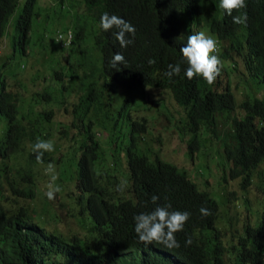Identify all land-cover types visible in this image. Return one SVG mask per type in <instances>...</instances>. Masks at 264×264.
<instances>
[{
  "label": "trees",
  "instance_id": "trees-1",
  "mask_svg": "<svg viewBox=\"0 0 264 264\" xmlns=\"http://www.w3.org/2000/svg\"><path fill=\"white\" fill-rule=\"evenodd\" d=\"M38 1L24 2V10L15 22L13 31L11 30V34L8 35L9 20L20 6L21 0H0V41L4 42L5 37H8L11 46L10 52L5 54L0 64V115L5 116L7 121L5 135L7 139L0 141V161L6 160L0 166V264H62L60 256L61 259L71 263L96 264L103 255L111 259L110 254L115 256L117 252L122 253L128 250L135 252L143 248L150 253L156 246H151L155 244L146 245L150 247L142 246L145 244L139 241L135 232L134 217L142 212H150L157 206L152 203L153 194L160 197L158 204L170 202L173 210H186L191 213L184 231L176 234L180 247L168 250L176 254L178 262L173 263L156 258L153 264H264V167L259 173L258 183L262 212L254 223L246 224L243 234L238 236L236 243L227 246L216 227L222 206L216 198L212 197L213 195L211 196L213 192L203 190L186 171H180L176 165L160 156L150 159L144 153L133 152L131 150L133 143H131L127 151L129 174L121 178L113 175L112 169L109 168L105 173L108 175V180L100 184L107 178L103 172L97 171L99 157L97 148L88 143V140H95L92 132L94 124L90 122L80 125L86 114L85 109H88L90 104H80L74 109H79V112L72 114L71 128L75 129L77 134L84 136L86 144L80 146L82 150L80 156L75 153L73 158H68L69 160L77 159L79 164L80 173L76 177V182H72L77 188L78 197L72 198L71 208L85 215L79 222L83 223L85 234L80 236L76 232L75 238L68 241L62 235L47 231L46 228L34 222L29 212L31 205L27 204L29 199H33L35 191L31 171L34 172V167L39 164L57 159L53 156L54 152H46L42 162H37L33 145L38 138L45 140L50 136V132L41 130V122L45 125L51 122L49 127L53 125L56 127L57 124L52 122L53 119H58L63 116V113L65 114V109L67 110L65 91L69 90V86L65 84L59 91H44L38 94L41 99L36 102L41 100L39 103H32L25 112H22V96L9 88L7 77L11 80L10 76L14 73L11 68L14 67L12 69L17 71L13 62L16 52L24 54L25 48L30 44L31 49L34 50L32 46L37 28L33 26V16L36 13L35 6ZM94 1L96 0H84V3L93 6ZM110 1L117 7L121 17L131 22L142 36L146 30L144 21L146 0ZM52 9L56 13L55 7ZM159 9L164 14V20L161 22L163 27L168 24L173 12L182 20H192L195 23L205 20L208 25L215 28V22L220 16L219 12H222L215 6H204L184 0H178L177 3L173 0H161ZM244 11L248 16L246 25L234 24L232 19L228 18L221 27L223 33L231 35L236 50L234 54L241 57L248 72L247 78L244 74H238L233 78L238 87L240 83H248L253 81L252 79H258L264 83V18L260 8L253 7L252 3ZM62 15L60 11L59 17ZM47 19H51L49 14ZM82 34L81 32L76 35L70 47L63 46L62 50H59L58 55L63 58L62 68L66 69L69 66L72 68V63L68 64L69 55L86 54L80 46H76L80 43ZM32 35H34L33 38ZM40 41L43 43L44 38L40 37ZM180 41L181 38L176 37L174 42ZM52 45V49L58 51L59 46L54 43V39ZM164 45L155 36L151 42L140 43L138 46L136 42L130 44L123 50L125 64L115 69L118 81L116 83L124 88L139 89L147 85L170 88L174 97L173 102L169 103L171 106L169 111L174 115L179 114L185 121V124H179L180 132L184 134L183 138L185 139V136L190 133H194V137H197L195 134L203 127L211 130L212 137L209 141H212V146L214 147V143H219V147L223 148V150L216 148L215 153L222 154L224 151L221 160L225 164L231 163L229 170H225L227 174H224V179L225 175L232 179L240 178L241 187L246 190L254 181L255 174L261 165H264V97L255 94L238 104L229 85L226 86L219 78L208 91L209 94L191 99L188 96L189 81L184 75L187 63L183 56L175 63H170H180L182 71L179 76L169 78L165 74L168 71L169 58L163 48ZM177 54L180 55L179 52ZM222 57L224 61L228 60L225 54ZM150 59H153L155 63H149ZM82 61L81 66H85V60ZM165 63L167 65L162 66ZM106 68H109L108 64ZM93 72L94 65H90L85 75L93 74ZM62 73L63 76L66 75L54 69L53 77L61 76ZM135 73H139V77L143 76L138 81L140 84L131 83ZM72 77L74 76H71L69 81L75 84ZM69 81L65 80V83ZM127 83L131 84L127 85ZM79 87L83 91L86 90L84 83H80ZM92 87L93 85L89 83L88 93L86 91L83 94L82 100L89 99ZM115 88L116 84L113 85V89ZM124 88L123 91L128 93L123 96L126 100L131 93ZM16 91L19 90L16 89ZM62 102L64 104L57 107ZM175 102L180 105L176 109L172 104ZM144 110L147 109L144 108ZM128 117L131 119L130 115ZM221 117H232L233 122L227 129L217 131V121ZM58 127L60 129L63 127L62 132H64L65 126L62 123ZM132 127L131 134L134 136L136 132H146L147 129V125L143 124L137 126L132 123ZM185 141L189 148L194 147L189 139ZM21 155L24 161H21ZM66 159L58 158L60 163H57V169ZM121 180L127 181V186L124 191L116 193L115 189ZM202 206L209 208L212 215L202 216L199 211ZM188 237L192 238L191 245L185 244Z\"/></svg>",
  "mask_w": 264,
  "mask_h": 264
},
{
  "label": "clouds",
  "instance_id": "clouds-1",
  "mask_svg": "<svg viewBox=\"0 0 264 264\" xmlns=\"http://www.w3.org/2000/svg\"><path fill=\"white\" fill-rule=\"evenodd\" d=\"M25 1L26 0H24V2ZM55 1H57V3L59 4L58 9H62L63 11L65 10L66 12L65 15H63V18L66 21H69V19L73 17L72 23L74 25L73 27L69 26L66 29H59L56 32L54 41L59 46V48L58 51H54L51 49V51L54 53V56L59 57V50H62L61 48L63 46L70 47L76 35L81 32L83 33L82 38L79 39L80 43H78L76 46H80L86 52V54L79 55L73 53L72 55H69L68 64L72 63V68L69 66L68 68L64 69L62 68L61 63L60 68L56 70L64 72L66 73V75L63 76L62 73L61 76L55 75L54 77L59 85L58 90L55 91L63 89L65 80H68L69 76L79 77V85L80 83L85 84V91H83L78 86L79 98L78 101L74 103L72 110V113L75 114L76 112H79V109H74L79 107L80 104H90L89 108L85 109L86 114L85 116H83V122L80 125H85L92 122L88 119L89 113L91 111L95 110L99 111L100 114H104L106 113V110L112 109L114 100L111 91L119 90L118 88L113 89V85L116 84V87L119 86L121 90H123L124 88V86L122 87L118 85V83H116L118 81L115 71V69H118L119 65L125 64V56L123 55V50L134 42H136L137 46L140 43L143 44L145 42H151L153 36H155L157 39H159V41L165 44L163 48L167 52L169 58L168 71L165 74L169 78L180 75L182 71L181 64L170 63H175L179 58H181V56H183L184 61L187 63V67L186 69H184V75L189 81L188 96L191 97V99L198 98L203 94H209L208 91L213 87V85L217 82L219 78L224 84H226V86L229 85L231 90L235 89L238 86L233 80V78L238 74H244V76H246L247 78L248 72L246 71V66L242 61L241 57H237L236 54H234V51L236 52V50L233 46V42L230 37L231 35L223 33L221 27L224 25L225 22H227L228 18H231L234 24L246 25L248 16L244 9H246L250 3H252L253 7L258 6L260 8L261 14L264 18V0H184L188 2H196L204 6H215L216 8H219L222 12H219L220 16L215 22V28H212L210 25H208L205 20H202L199 23H195L192 20H182L173 12L171 14V19L168 21L166 27H163L161 22H163L164 20V14L159 9V4L161 0H146V6L144 11V21L146 30L141 36L139 31L136 30V27L131 22L121 17V15L118 13L117 7L110 0H96L94 1L93 6L86 5L84 3V0H76L81 4L71 2L75 0ZM173 1H176V3L178 2V0ZM23 10L24 9L22 6L21 10L18 12L15 18L14 24L16 21H18ZM176 37L181 38V41L179 43L174 42ZM178 52L180 54L179 56L177 54ZM17 54L25 57V55L27 54V47L25 48L24 54L16 52V55ZM224 54L228 57V60L226 59V61H224L222 57L224 56ZM62 60L63 58L61 59V61ZM82 60H85V66H81V64L83 63ZM149 63H155V61L153 59H150ZM106 64L109 65V68H106ZM90 65H94V72L93 74L85 75V73L87 72V67ZM165 65L167 64L165 63L162 66ZM17 67L19 70H23V67L21 65ZM78 74H81L83 76H79ZM13 75L18 76L14 73ZM138 77L139 73H135L133 76V81L131 83L137 82V84H140L138 83V81L141 80L143 76L139 78ZM89 83L93 85V87L91 88V96L87 100H82V96L87 91V86ZM131 83H127V85ZM60 85L62 87H60ZM247 86H250V84L248 83ZM147 87L152 86L147 85L146 87L139 89L124 88L127 92L131 94H129V98L124 101L121 109L118 110V114L111 115L109 132H107L108 128H106L105 131L100 133L94 131V129L92 128L95 140H88V143L95 145V147L97 148V152L99 155L97 160L98 164L96 166L97 171L103 172L105 174L110 168V170L112 169L113 175L118 174V176L121 178H124L126 174H129V153L127 151L130 147V144L133 143L131 142V140L133 141L132 137L134 135L131 134V131L133 128L132 123L134 122V119H130L128 140L126 142H121V149L118 153H107V146L101 141L100 137L104 136L107 140H114V138L116 137L115 134L118 130L119 118L122 117V115L124 114L127 104L131 102L130 98L132 95V90H136V94L138 95V97H141V93L146 90ZM167 89L172 92L170 88ZM47 90L50 89H46L45 91ZM232 92L234 93L233 90ZM259 92L260 93L256 92L255 94H261L263 90L260 89ZM150 95L154 99L158 98V92L156 90H151ZM252 95H254L253 92L249 91L248 96ZM172 100L173 99L170 98L171 102H173ZM134 101L135 96L132 99V102ZM172 104L174 105L175 109L179 105L177 102ZM80 115L81 114L79 113V116ZM81 138V145H85L86 140L84 139V136L82 135ZM6 139L7 138L5 136L2 141H5ZM122 149L124 153L126 152L127 155V157L124 156L126 161L125 169L122 168ZM54 150V143L51 140L47 139L41 140L38 138L36 143L33 145V152L36 153L37 162H42L43 156L46 152L53 153ZM81 153L82 150L79 147V153L77 156H80ZM147 156L150 159L159 157L158 154L154 153L152 154V156ZM68 158L69 157H67L66 160L62 161V172L67 173V170L64 169L66 165L71 167L70 171L75 168V179L72 182H76V177L80 173L78 169L79 164H77V159L69 160ZM58 162L60 163V161ZM45 171L46 173L51 174L53 172L52 166L49 165ZM31 174V177L34 178L33 171H31ZM105 177L107 179H104V182L101 181L100 184H103L108 180L107 174H105ZM51 179L54 182L57 177L55 175H52ZM32 181L34 184L35 181ZM126 186L127 181L121 180V182L117 185V189H115L116 193L118 191H124ZM61 190L62 189L59 185L49 183L48 190L46 191L45 195L49 200H54L56 198V194L61 192ZM71 191L72 194H70L69 196L71 197L72 202V198L78 197L77 188L73 184ZM159 199V196L153 194L151 200L152 203L156 204L157 206L150 212H142L134 217L135 232L138 236L139 241L145 244L142 246L150 247L146 245L155 244L151 246L156 247H154L150 251V253H147L143 248H141L140 251L135 252H132L130 250L123 251L122 253L117 252L115 256L113 254H110L111 259L113 261L103 255L100 258V261H97L96 264H98V262L99 264H153L156 258H160L163 261L173 263L178 262V260H176V254L168 250L180 247V243L176 239V234L178 232L184 231L186 223L191 218V213L186 210H173L172 204L170 202L165 203L163 205L158 204L157 202L159 201ZM199 211L201 215L205 217L212 215L211 210L204 206H202ZM76 212L78 217L82 216V219L85 217V215L79 214V211ZM35 223L45 229L44 226L40 225L37 222ZM46 230L52 231L48 230L47 228ZM53 232L62 235L63 238L68 241L75 238L76 235L75 233H71L67 235L69 236L67 237L62 233L56 231ZM84 234L80 236H83ZM192 242V238L188 237V239L185 241V244L191 245ZM157 244H162L164 246ZM59 258L62 264H79L65 261L64 259H61V256Z\"/></svg>",
  "mask_w": 264,
  "mask_h": 264
},
{
  "label": "rangeland",
  "instance_id": "rangeland-1",
  "mask_svg": "<svg viewBox=\"0 0 264 264\" xmlns=\"http://www.w3.org/2000/svg\"><path fill=\"white\" fill-rule=\"evenodd\" d=\"M71 2L81 4L76 0ZM23 3L24 0L21 1L17 12L11 17L7 27L8 35L13 31L15 18L21 10ZM58 5L59 4L55 0L38 1L35 6L36 13L33 16V26L37 28L32 46L35 51L31 49L30 44L27 45V54L25 57L17 54L13 61L14 65L15 67L21 65L23 70H19L17 67V71H14L12 69L14 67L11 68V70L18 75L10 76L11 80H16L14 82L7 77L9 88L17 92L19 96H22V112H25L32 103H39L41 100L36 102L41 99V96L38 94H42L46 89L53 90L54 92L58 90L59 85L57 80L53 77V70L60 68L62 57L54 56V53L51 51L53 46L52 40L55 39L56 32L59 29H66L74 25L72 23L73 17L69 19L71 22L66 21L63 18L66 12L65 10L58 9ZM53 7L56 9V13L53 12ZM60 11L63 13L62 17H59ZM48 14L51 16L50 20L47 19ZM33 36L34 35H32V38ZM40 37L44 38L43 43L40 41ZM54 43L56 44L55 41ZM10 48L8 37H5L4 42L0 41V64L5 54L10 52ZM69 78L67 81H69ZM72 78L75 84L70 81L65 83L69 86V90L65 91V97L67 99L65 108H67V110L65 109V114L63 113L62 117L53 119L52 121L54 124H57V126L55 127V125H53V127H49L51 122L45 125L40 120L41 130L46 133L50 132V137L47 140H51L54 143V157L56 159L59 157L67 158L73 156L75 153H79V147L82 143L81 135L77 134L75 129L71 128L70 125L73 120V106L79 98V77ZM252 80L253 81H247L250 86H247L248 83L242 82L240 83V87L232 89L238 104L249 97V91H252L255 95L256 92L260 93L259 90L262 89L263 92L258 95L264 97V84L258 79ZM117 88L119 89L118 91H111L114 100L111 110H106L104 114H100L95 110L89 113L88 119L94 124V131L98 133L105 131L106 128H108L107 132L110 131V117L111 115L118 114V110L121 109L125 100L123 96L124 94H128L121 90L119 86H117L116 89ZM16 89L19 91H16ZM151 90H156L158 92L157 99H154L150 95ZM134 96L135 101L132 102ZM170 98L173 99V95L167 88L147 87L146 90L141 93V97H138L136 90L133 89L130 98L131 102L127 104L124 114L119 118L118 130L115 134L116 137L114 140H107L104 136L100 137V139L107 146V153H118L121 149V142H126L128 140L130 122L128 115L131 116V119H134L133 124H137V126L142 124L144 126L147 125L146 132L135 133L131 150L149 156H152L153 153L158 154L166 161L176 165L180 171H186L203 190L212 191L213 193L211 192V196L213 195L212 197L216 198L222 206V211L220 212L216 227L218 231L221 232L225 244L227 246H232L233 243H236L239 239L238 236L243 234L246 224H248V222L254 223L260 212H262V199L258 190V183L260 179L259 173L262 171L264 165H261L258 172L255 174L254 181L246 190L242 189L240 178L232 179L230 176L225 175L224 179V174H227L226 171L229 170L231 163L225 161V164L224 161L221 160L224 151L222 154L218 152L215 153L216 148L221 150H223V148L219 147V143H214V147L212 146V141H209V138L212 137V132L204 127L197 131L195 134L197 137H194V133H190L187 134L184 139V134L180 132L179 124H185V121L181 119L179 114L174 115V113L171 114L169 112V110H171V106L169 105ZM63 104L64 102L57 107ZM227 118L221 117L219 121H217V131H223L230 127L233 118ZM60 123L65 126L64 132H62L63 127L62 129L58 127ZM6 132V117L0 115V141L5 138ZM186 139H189L193 144V148H189L187 141H185ZM124 156L127 157L126 152L124 153L122 149L121 157L123 169L126 168ZM224 158L225 157H223V159ZM20 159L24 161L22 155ZM5 161L6 160L0 161V166H2ZM57 163H59L57 160H50L45 164L42 163L34 167V178L31 177V180L35 181V191L33 199L27 201V204L31 205L29 212L35 222L48 230L62 233L65 236L76 232L82 235L85 232L83 223H79L82 221V216L78 217L77 212L71 208L72 202L69 196L72 194L71 189L72 181L75 179V168L70 171L71 167L66 165L64 169L67 170V173H63L62 164L57 169ZM49 165H51L53 169L51 174L45 171ZM52 175L57 177L54 182L51 179ZM49 183L59 185L62 189L61 192L56 194L54 200H49L45 195ZM205 186H207V188ZM6 194L9 195L8 193ZM224 203L226 204L225 206ZM6 204L9 205L8 203Z\"/></svg>",
  "mask_w": 264,
  "mask_h": 264
}]
</instances>
